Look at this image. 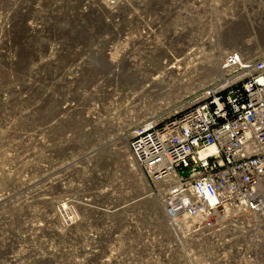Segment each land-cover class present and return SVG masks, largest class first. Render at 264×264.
Masks as SVG:
<instances>
[{
	"label": "built area",
	"instance_id": "built-area-1",
	"mask_svg": "<svg viewBox=\"0 0 264 264\" xmlns=\"http://www.w3.org/2000/svg\"><path fill=\"white\" fill-rule=\"evenodd\" d=\"M2 6L0 54L6 53L7 62H1L0 69L8 72L0 88L45 91L37 94L36 102L40 97L44 104L40 115L54 108L45 123L57 134L54 144L62 148L59 155L78 154L71 161L77 181L65 180V176L54 180L58 181L54 187L63 192L50 204L53 232L65 235L78 230L73 223L88 213V204L97 206L100 201L101 205L117 195L125 216L103 215L101 229L86 227L101 233L106 264L111 260L117 264H264V0H22L23 19L16 0H0ZM170 19L183 24L172 28H183L186 35H168V44L163 45L171 50L157 66L155 53L160 51L153 49L155 53L148 57L137 51L143 53L148 45L161 50L156 38L150 44L143 40V33L156 36ZM14 22L23 25L22 31L15 41L4 42L13 36L6 32ZM29 30L34 35L31 40ZM221 32V40L225 32L236 38L240 33V42L226 48L217 60V71L201 79L198 71L205 67L207 57L218 55L214 43L221 41ZM36 38L39 48L33 46ZM18 49L25 54L17 70ZM131 54L140 63L132 64ZM191 75L199 86L183 94L180 87ZM118 76L127 78L125 85L120 79L117 82ZM158 86L169 88L168 101L151 103L158 109L135 116L141 107L139 91L144 89L148 95L144 98L149 99ZM51 88L58 91L55 100L45 97ZM21 97L27 100L25 94ZM102 110H119L120 115L135 119L126 128L120 119L109 117L110 123H105L95 113ZM121 126L122 134L128 133L127 159L109 155L115 149L111 143L104 147L89 143ZM50 141H42L46 152L52 151ZM94 146L99 150L92 151ZM81 161L86 164L80 165ZM124 162L147 185L144 199H156L161 205L157 212L161 217L153 226L148 212L135 219V202L143 195L116 177V166ZM95 164L96 170L90 171ZM80 170L87 174H79ZM89 178L94 181L90 187L85 182ZM117 188L124 191L119 193ZM79 189L77 194L70 192L80 199L78 203L73 197L63 198L68 190ZM86 193L98 196L91 200ZM137 221L146 224L144 243L133 241L135 229L131 228ZM37 223L25 219L18 238L37 240L40 234L33 233ZM115 243L117 252L112 250ZM146 252L152 262L142 261ZM7 257L9 264H15L13 255Z\"/></svg>",
	"mask_w": 264,
	"mask_h": 264
},
{
	"label": "rangeland",
	"instance_id": "rangeland-1",
	"mask_svg": "<svg viewBox=\"0 0 264 264\" xmlns=\"http://www.w3.org/2000/svg\"><path fill=\"white\" fill-rule=\"evenodd\" d=\"M3 15L5 16V7L2 6L0 19ZM222 34L221 32L220 40ZM225 42L223 40V43ZM24 54L25 52L21 51L17 58V70L22 65ZM6 56V54L0 55V61L4 62ZM7 72L0 69V80L6 77ZM9 72L11 73V70ZM30 89L24 86L0 88V249H3L0 250V264H9L8 254L13 255L15 264H106L104 257L107 248L104 246L101 233L89 232L86 228L92 226L96 230L101 229L105 223L103 215H94V211L82 213L81 220L73 223V227L78 230H70L65 235L55 233L50 228V224L55 223L48 213L53 211L52 206L48 202L41 201V197L51 195L54 196L55 201L61 198L63 191H58L54 187L58 182L54 181L55 177L59 179L65 176V180L70 177L77 181L76 168L71 165V161L78 154L68 152L59 155L62 148L54 144L57 134L54 128L49 129L48 124L45 123L47 117L54 113H51L54 108H47L44 112L49 114L41 113V116V107L44 104L41 103L40 97L36 102V97L37 94L45 91L38 93V89ZM55 92H58L56 88H51L50 96L47 94L46 99L50 97L55 100ZM65 92L66 88L62 95L66 94ZM22 93L27 98L26 103L23 102L25 97H21ZM164 97L163 93H157L156 97L152 95L142 107H146L151 112L155 111L158 107L153 108L151 103L161 102V98ZM40 118L43 119L42 123H38ZM46 139L51 140V152L41 148L42 141ZM34 151L36 154H33ZM61 159L64 161H60ZM79 164L86 163L81 161ZM79 174L86 175L87 172L80 170ZM106 174H109L108 170ZM49 180L52 183H49ZM85 182L86 186H89L90 182L94 183L91 178L86 179ZM84 185L85 183H82V187ZM72 186L73 184L70 185ZM81 190L76 192L68 190L63 198L71 199L73 196L70 192L77 194ZM88 195L89 193H86V196ZM73 199L75 203L80 200L76 197ZM100 203L98 201L95 205L100 206ZM80 207L84 208L83 205ZM25 219L33 223L40 221L33 229L35 236L40 234L34 242L29 241L27 237L18 238L22 233ZM12 236H15L14 239ZM115 244L112 250L117 252L118 248L114 247ZM117 255H114V259ZM110 264L117 263L111 260Z\"/></svg>",
	"mask_w": 264,
	"mask_h": 264
},
{
	"label": "bare ground",
	"instance_id": "bare-ground-1",
	"mask_svg": "<svg viewBox=\"0 0 264 264\" xmlns=\"http://www.w3.org/2000/svg\"><path fill=\"white\" fill-rule=\"evenodd\" d=\"M21 3H22V0H16V6H17V11L21 14L20 17H22L23 19V15H24V12L23 10L19 7L21 6ZM24 6V5H23ZM240 11V10H239ZM217 20V19H216ZM178 20H169V23L173 22L172 24H164L161 26V29L159 30V32L157 33V35L155 36V34L153 32H147L146 34L143 33V40L144 41H147L148 43L152 44L153 43V39L156 38V44L160 45V46H163L161 50L157 49L155 46H152V45H148L146 47V49L143 51V53H141V51H137V54L139 55H144V56H150L152 54L155 53V50H158L160 52L158 53H155V54H158L159 57L157 58L158 61V65L159 66L163 61H165L167 59V54L169 53V50H171V47H167L165 49V45H163V42L166 43V45L168 44V35L170 37H178L180 36L182 33L184 34V36L186 35V32L183 28H180V29H177V28H172V25H175V27H178V25H183V24H180V22L178 23L177 22ZM177 23V24H176ZM22 28H23V25L21 23H16L14 22L13 23V26L10 27L7 32H6V35L8 36L9 32H13V36H9L3 40H5L4 42H7L9 43L10 41H15L16 38H17V34L21 33L22 31ZM183 32H182V30ZM231 31V30H230ZM229 31V32H230ZM223 33V32H222ZM228 32H226V35H225V38L223 39L224 41H226L225 43H223V40L219 41V42H216L214 43L215 46L217 47V50H218V55H212V56H209L207 57L206 59V65L205 67L201 66L200 70L198 71L199 72V76L201 79H205V78H208L211 74H213L214 72L217 71L218 69V65H219V61L217 62V60L221 57V53L226 49L225 47H234L236 46V44H238L239 41V38L241 36H239L240 34L237 35V38L235 37L234 34H227ZM30 40L32 39V37L34 36L31 31L29 30L27 32ZM164 35V39L161 38V36ZM223 35V34H222ZM223 37V36H222ZM170 44V43H169ZM214 44L212 45V47L214 46ZM36 46L37 48H39V43H38V38L35 39L34 41V44L33 46ZM169 46V45H168ZM171 46V45H170ZM257 47V46H256ZM255 46H253V49L255 48ZM22 48V47H20ZM52 48V47H51ZM23 49V48H22ZM19 50V49H18ZM22 50H19V54ZM2 54H6L5 52L2 53ZM0 54V55H2ZM48 55H53L52 51H49L47 53ZM130 58L132 59V64L134 63H137L140 61L138 60V57H134V54H131L130 55ZM143 59V57H142ZM142 61V60H141ZM3 62V61H0V63ZM4 62H7V60H4ZM17 62V60H16ZM181 62V61H180ZM31 71H34V67L32 68L31 66ZM184 69H182L183 71ZM111 72V71H110ZM109 72V73H110ZM108 73V74H109ZM193 76H189L187 77V81L184 85H182L181 88V91L182 93L184 94L185 92H187L188 90H192L196 87H198L199 85L197 83H194V80H192ZM120 79V77L118 76V79H117V82L118 80ZM127 78H124V79H120L119 83L120 84H124V81L126 80ZM159 79V78H158ZM145 84V83H143ZM125 85V84H124ZM156 92L153 94V96L156 97V94L158 93H163L165 97H167V95L170 93L169 92V88L167 86H158L156 89ZM115 93V90L113 91ZM173 96H175L173 94V90H172V93H171ZM148 95L145 94L144 95V89H141L138 93V97H137V100H138V103L141 105L140 110L138 112H135L137 114H134L135 116H141L142 113H149L151 111H148V109L146 107H142V105L148 100L144 97H147ZM161 98L160 101H163V102H167L168 100L166 98ZM158 99V98H157ZM54 100V99H53ZM154 100V99H153ZM175 100V99H174ZM52 101V100H51ZM157 103V102H155ZM159 104V102L157 103ZM156 106H153V108H155ZM158 109V108H157ZM131 110L135 111V109H133L131 107ZM95 113L97 115H102L103 118L105 121V123L109 122L110 123V120H106L109 119V117L113 118L115 121H118V119L121 120V124L124 125V128L127 127V125H129L132 121V119H135V117H133V115H130L128 116L127 114H123V115H120V111L117 110V111H112V112H107L105 110H102L101 112H98V111H95ZM42 116V115H41ZM107 126V125H106ZM105 126V127H106ZM122 126L119 128L118 131L116 132H112V133H107L106 135H103L104 138H98V140H95V141H91L89 143L91 144H97L98 146H106L107 143H111L113 144V146L115 147V149H112V153H108L109 155H117L119 158L123 159H127V150L125 149V146H126V141H127V138H128V133L126 132V130H124V134H122ZM121 140L124 141V144L121 143ZM121 143V145H119ZM97 151L99 150V147L97 146H94L92 147V151ZM105 159L103 161L100 162V166H104L105 164ZM117 168H119V172L117 173L116 177L120 176V181L122 183H125L133 192H140L142 193V197L140 199H137V201L135 202V206L134 208L136 209V218L135 219H139V218H144L145 214L148 212L149 213V220L148 222L150 223L151 226H153V224H156L157 223V219H159L161 216H157V212H161V205L160 203L157 205L156 204V199L154 200H146V198L144 199V195L146 193V190H147V185H145V182L143 179H137V177L135 175L132 174V169L130 170L128 167H127V164L126 162L124 163H121L119 164V166H116ZM97 168V165L95 164L94 166H91V168L89 169L90 171L93 170V172L96 170ZM93 172H91V174H89L91 177H93ZM112 172V171H111ZM122 175L125 176V182L122 181ZM97 177H102V175H99ZM128 177H130V181H128ZM120 185V184H119ZM90 187V186H88ZM128 188V190H129ZM69 189V188H68ZM119 193L121 191H124L123 189H120V188H117ZM134 192V193H135ZM136 194V193H135ZM85 197H89L91 200L96 198L98 196L97 193H89L88 196H86V194H84ZM117 196V195H116ZM115 195L111 196L110 198L106 199L99 207L98 206H91L88 204V209L89 211H94V215H98V216H101V215H108V216H119L121 214V216H125L124 215V209L120 208L121 206L120 205V201L118 200V198L120 197H116ZM43 200H49L47 202H49V204L55 202V200L51 199L50 196H46V197H42L41 198V201ZM116 200L117 203L113 204V205H110L111 202H115ZM146 200V201H145ZM62 206V205H60ZM63 206H66V205H63ZM118 206V207H117ZM48 213H52V211L48 212ZM120 213V214H119ZM126 214V213H125ZM152 214H155L156 216H152ZM73 216L71 215L70 217H67L66 220H70L72 219ZM107 224H110V221H108ZM135 223H133V227L131 228V230H134L135 229V233L132 234L133 237V241L136 240L137 242L135 243H144V241L146 239L143 238V232L145 234V231L142 232V230L146 227V224H144L142 221H137L136 222V226L134 225ZM164 227V226H163ZM139 240L143 241V242H138ZM132 241V242H133ZM116 245V244H115ZM143 255H145L142 259L143 262H152V256H150L149 253H143ZM139 257V255H137Z\"/></svg>",
	"mask_w": 264,
	"mask_h": 264
},
{
	"label": "water",
	"instance_id": "water-1",
	"mask_svg": "<svg viewBox=\"0 0 264 264\" xmlns=\"http://www.w3.org/2000/svg\"><path fill=\"white\" fill-rule=\"evenodd\" d=\"M187 173V169L184 171V174H186Z\"/></svg>",
	"mask_w": 264,
	"mask_h": 264
}]
</instances>
